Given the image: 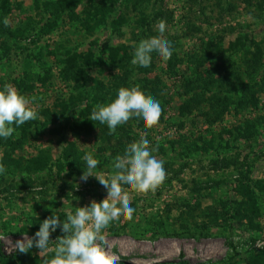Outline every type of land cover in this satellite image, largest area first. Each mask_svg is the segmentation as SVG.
<instances>
[{
	"label": "rangeland",
	"instance_id": "1",
	"mask_svg": "<svg viewBox=\"0 0 264 264\" xmlns=\"http://www.w3.org/2000/svg\"><path fill=\"white\" fill-rule=\"evenodd\" d=\"M157 36L172 56L133 65L139 43ZM4 85L37 118L0 138V264L51 259L59 229L47 254L10 248L53 213L66 221L106 198L95 177L80 179L86 152L107 179L142 137L165 178L127 190L133 218L103 230L114 264H264V0H0ZM122 87L160 102L155 125L133 117L110 133L90 120Z\"/></svg>",
	"mask_w": 264,
	"mask_h": 264
},
{
	"label": "clouds",
	"instance_id": "2",
	"mask_svg": "<svg viewBox=\"0 0 264 264\" xmlns=\"http://www.w3.org/2000/svg\"><path fill=\"white\" fill-rule=\"evenodd\" d=\"M165 30L166 23L160 21L158 33L163 34ZM153 54L163 60L169 59L173 54L171 43L159 36L144 39L136 47L131 63L146 68L150 66ZM33 103L11 85L0 88V138L11 137L16 128L37 118ZM161 112L160 102L146 97L138 87H122L107 104H98L93 108L90 120L106 125L109 132L114 133L118 126L133 117L146 128H151L158 122ZM152 151L147 138L131 143L123 155L116 157L113 165L115 174L107 179L96 173L99 162L93 152H86L80 179L86 182L89 177H95L106 189V198L99 203L93 200L88 206L77 207L75 212L67 214L66 221H61L53 213L39 224L32 237L25 233L24 239L17 240L10 249L27 253L35 247L39 249V254H47L52 242L50 236L59 229L63 235L56 239L54 256L48 259L45 255L43 264H114L101 247L105 239L103 230L121 218H133L135 209L129 202L127 190L145 193L164 180V162L158 160ZM4 171L0 165V174Z\"/></svg>",
	"mask_w": 264,
	"mask_h": 264
},
{
	"label": "trees",
	"instance_id": "3",
	"mask_svg": "<svg viewBox=\"0 0 264 264\" xmlns=\"http://www.w3.org/2000/svg\"><path fill=\"white\" fill-rule=\"evenodd\" d=\"M12 10V8L9 6H6L5 7V11H7V12H10ZM52 21V20H51ZM50 21V22H51ZM48 25V24H47ZM35 32H37V33H39V34H41V35H45L44 33H45V31L41 28V25L40 26H38V29H37V27H35V30H34V33ZM26 39H29V36L26 38ZM111 51L113 50L112 48L110 49ZM206 85H209L208 84V82H204ZM17 85H18V83H17ZM74 107H77V104H75V106ZM70 171H72V172H80V170H79V168H76V167H71V169H70Z\"/></svg>",
	"mask_w": 264,
	"mask_h": 264
},
{
	"label": "bare ground",
	"instance_id": "4",
	"mask_svg": "<svg viewBox=\"0 0 264 264\" xmlns=\"http://www.w3.org/2000/svg\"><path fill=\"white\" fill-rule=\"evenodd\" d=\"M111 260H114V257L111 255H107Z\"/></svg>",
	"mask_w": 264,
	"mask_h": 264
}]
</instances>
